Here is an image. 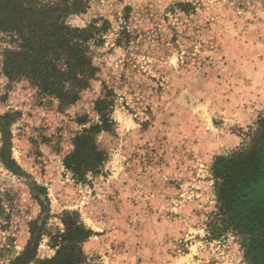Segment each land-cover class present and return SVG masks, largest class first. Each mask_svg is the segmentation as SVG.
Wrapping results in <instances>:
<instances>
[{
	"label": "rangeland",
	"instance_id": "obj_1",
	"mask_svg": "<svg viewBox=\"0 0 264 264\" xmlns=\"http://www.w3.org/2000/svg\"><path fill=\"white\" fill-rule=\"evenodd\" d=\"M92 21L98 71L63 109L3 73L0 30V264L70 249L68 211L90 230L80 264H264V0H89L67 18ZM106 95L108 160L80 179L64 159Z\"/></svg>",
	"mask_w": 264,
	"mask_h": 264
},
{
	"label": "trees",
	"instance_id": "obj_2",
	"mask_svg": "<svg viewBox=\"0 0 264 264\" xmlns=\"http://www.w3.org/2000/svg\"><path fill=\"white\" fill-rule=\"evenodd\" d=\"M89 0H53L42 3L38 0H0V30L11 36L13 47H8L3 56V73L11 80L25 76L32 80L46 96L59 101V108H66L81 98V93L90 86L98 67L91 55L93 41L103 42L104 27L96 21L84 28L68 24L69 15L84 12ZM101 114V124H93L78 132L74 149L65 157V165L76 176L84 178L87 171L97 173L108 160V151L97 143L96 134L112 130L116 121L112 118L113 99L108 95L96 102ZM81 124H86L79 117ZM0 198V215L4 207ZM67 221L70 230L66 234L70 249L61 247L57 254L40 264H80L84 254L77 247L81 230L89 233L76 211ZM84 232V231H83Z\"/></svg>",
	"mask_w": 264,
	"mask_h": 264
}]
</instances>
